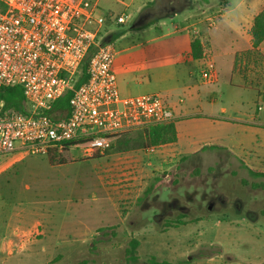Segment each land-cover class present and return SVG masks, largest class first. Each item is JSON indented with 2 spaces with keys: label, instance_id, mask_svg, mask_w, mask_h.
<instances>
[{
  "label": "rangeland",
  "instance_id": "obj_1",
  "mask_svg": "<svg viewBox=\"0 0 264 264\" xmlns=\"http://www.w3.org/2000/svg\"><path fill=\"white\" fill-rule=\"evenodd\" d=\"M150 2L100 0L96 10L97 15L113 12L129 17L125 24L114 20L109 22L103 33V38L108 36L107 32L126 34L122 39H119L121 36L110 39L119 50L114 73L123 98L163 93L161 88L167 86V82H161L163 66L176 61L171 45L173 25L176 24L186 35L187 31L181 29L183 19L205 7L201 0H196L194 8H184L186 0H171L172 5L168 2L154 8L150 22L154 20L155 26L138 34L137 28L148 18L146 6ZM173 8L179 10L177 15L174 19L167 18ZM156 35L164 37L128 50L131 44ZM222 47L216 61L213 62L210 55L206 61L220 73L224 106L234 112L242 109L244 104L242 110L250 115H255L261 106L259 113L264 122V79L251 81L254 83L252 89L230 90L227 86L231 58L228 61L222 56L228 50L227 45ZM262 63V56H254L251 69L262 71ZM204 67L205 64L201 69ZM198 78L201 81V75ZM140 80H144V85L139 84ZM232 80L242 79L234 77ZM179 126L185 144L218 143L229 148V157L202 175L195 169H187L184 175L178 174L181 177L178 183L174 181L175 176L170 177L168 182L150 190L151 193L146 192L150 184L146 189V182L141 187L136 185L135 196L141 191V200L118 204V210L117 200L105 194L98 176L99 162L107 151L104 155L86 158L79 149L69 150L64 155L66 162L63 164H52L48 155L28 156L0 176V241L16 232L26 234L23 241L11 247H0V264H144L152 256L161 261H172L175 257H161L158 250L167 246L176 250L184 230L172 226L167 227L168 231H161L160 219L163 224L178 219L185 222L184 227L191 230L192 242L204 234L206 241H212L215 248L233 259L232 264H264V177L253 176L244 166L237 165V161L245 160L252 167L264 168V129L243 131L220 124L214 133L204 137L192 129L182 130V127H188V123ZM143 140L142 129L122 133L108 153L141 150L143 148L137 144ZM209 160L219 161L215 157ZM99 175L103 176L102 169ZM102 181L110 186L105 178ZM253 184L260 187H253ZM125 208H129L130 214L124 222ZM200 216H204L203 219ZM203 227H206L205 233L201 232ZM140 236L145 237L150 247L141 241L143 248L137 250L138 261L128 262L126 250L130 241Z\"/></svg>",
  "mask_w": 264,
  "mask_h": 264
},
{
  "label": "built area",
  "instance_id": "obj_2",
  "mask_svg": "<svg viewBox=\"0 0 264 264\" xmlns=\"http://www.w3.org/2000/svg\"><path fill=\"white\" fill-rule=\"evenodd\" d=\"M99 1L0 0V91L19 86L25 98L23 110L16 111L5 110L0 97V156H44L57 147L92 158L104 155L122 133L175 120L160 93L120 96L116 48L101 39L108 22L125 24L129 17L97 15ZM222 13L210 7L187 26L199 20L213 26ZM199 34L195 29L194 39ZM86 62L88 79L75 87ZM200 75L207 84L219 78L207 61ZM68 92L69 111L56 110L55 102ZM158 147L146 151L153 154Z\"/></svg>",
  "mask_w": 264,
  "mask_h": 264
},
{
  "label": "crops",
  "instance_id": "obj_3",
  "mask_svg": "<svg viewBox=\"0 0 264 264\" xmlns=\"http://www.w3.org/2000/svg\"><path fill=\"white\" fill-rule=\"evenodd\" d=\"M170 1L171 0H151L149 4L151 7H149V5L146 6L148 8V18L145 22H142L143 24H140L141 26L137 28L136 33L143 34L147 32V29L151 30L156 23L154 20L150 22L154 17H152V15H154V8L162 6V4L166 5V3ZM186 1L187 4L184 8H194V6L197 5L196 0ZM202 3L205 7L201 9V11H195L183 19L184 26H182L181 29L187 31L186 35L182 34V31L179 30L176 24L173 25L174 31L172 33L173 38L171 45L173 46L172 53H174L176 61L167 62L165 66H163L164 71L161 74V82H167V86L161 88V91L165 94L159 93L165 96L167 103L174 110L178 140L175 143L160 145L158 150L152 155L146 151V148L125 152L120 150L119 152L108 153V151L114 147L113 144L112 148L107 150L106 156L99 162L101 163L98 166L99 180L104 186L105 194L117 200L118 203H116V208L118 204L124 205L129 201L133 203L135 199L138 200L140 198L141 191L135 196L137 193V191L134 190L136 185L141 187L142 184L146 182V189L150 184L146 192L149 190V193H151L150 190L152 191L153 188L159 184L168 182L170 177L175 176L174 181L177 182L178 179L181 178L178 174L184 175L187 169L191 171L195 169L197 170L196 173L199 172L200 175H202L204 171L207 172L208 169L216 167L218 163L222 164L224 161L223 159L229 157L227 154L229 148L218 143L196 145L191 142L189 144L182 142L179 126L181 123H188V127H182V130L188 131L192 129L204 137L214 133L217 130V126L220 124L235 126L237 129L243 131L264 129V122L261 120L259 113L261 106H258L255 115H250L245 110H242L244 109V104L241 105L242 109L240 107L235 109L234 112L228 111L224 106L220 73L218 81L214 84H207L203 82L201 78V81L198 78V75L201 74V67L205 64L208 55H210V59L213 62L216 61V55H219V48L223 45H227L228 50L224 52L222 56H225L228 61L229 57L231 58L229 69L230 80L227 86L230 90L242 91L244 89H252L254 88V83L251 81L255 82L261 77L264 79V63H262L263 68L260 72L259 69L253 71L251 68H253L254 65L252 67L250 64L254 56L259 55L264 58V42H262L257 49H254L251 35L254 18L264 10V0H217L216 2L207 0L205 2L202 1ZM169 4L172 5L173 3L170 2ZM216 6L223 8V13L216 18V22L213 26H209L207 21L204 20H199L197 26L193 28L187 26L188 22L191 24L194 21L193 19L198 17L203 11ZM178 11L179 10H174L173 8L166 17L174 19ZM195 29L200 33V42L203 46L204 56L201 59H194L191 56V44L196 37L194 35ZM125 37L126 34H123L119 39ZM161 37H164V35L145 38V40H141L137 44L128 46V50L138 49L148 42L160 40L159 38ZM206 49L209 50V54ZM118 54L119 50L116 49L113 70ZM253 62L255 63L254 60ZM234 77H239L242 80L234 82L232 80ZM148 83H151V79H149ZM139 84L144 85V80H140ZM233 94L235 93H232V95ZM258 96H260V91H258ZM229 100L232 102V99ZM242 101L244 100L242 99ZM27 157L28 156L21 153L0 156V176L15 168ZM214 157L218 158L219 161L209 160V158L212 159ZM238 164L239 166H244L247 171L248 168H251L264 172V168L252 167L247 164L245 160L237 161V165ZM100 169L103 170V176L99 175ZM102 178H105L110 186H106ZM125 188H129V190L127 191ZM128 211L129 208H125V214L122 216L124 222L127 221L130 214ZM159 214L162 215L163 213ZM204 216L200 217L203 219ZM160 221L159 229L161 231H168L165 224H163V220L160 219ZM184 224L185 222L175 227L176 229L182 228L181 230H184V234L178 242V244H180L179 247L176 250L168 246L167 248L159 249L158 251L161 257H175L171 261L175 263H233V259L231 257H226L221 249L215 248L212 241H206V236L204 234L199 238L196 237L192 242L190 236L191 230L189 228L186 229ZM205 228H202L203 231H201V229L198 231L205 233ZM24 236H26V234L21 235L19 232H16L12 237H4L0 241V247H11L16 242L23 241L25 238ZM134 239L139 242L138 248L140 249L143 248V245L140 244L141 241H143V243L147 242L143 236L134 237ZM147 245H149V242H147ZM196 261H198V263Z\"/></svg>",
  "mask_w": 264,
  "mask_h": 264
},
{
  "label": "trees",
  "instance_id": "obj_4",
  "mask_svg": "<svg viewBox=\"0 0 264 264\" xmlns=\"http://www.w3.org/2000/svg\"><path fill=\"white\" fill-rule=\"evenodd\" d=\"M201 1H207V0H201ZM109 24V22H108ZM152 24V23H151ZM110 25V24H109ZM107 30V26L105 27V31ZM103 35V34H102ZM106 38L101 39L102 42H112L113 39L118 38L119 36H122L123 34H114L109 33ZM251 35H252V45L254 49H257L262 42H264V10H262L253 21V26L251 28ZM112 39V40H110ZM191 56L194 59H201L204 56V51L201 45V42L199 39H194L191 44ZM87 62L83 64L82 66V74L80 79L77 81L75 87H79L81 84H83L88 79L87 74ZM72 93L68 92L64 97L59 99L57 102H55V109L56 110H64L69 111L70 105L69 100L71 98ZM0 97L5 102V110L13 109V110H23V103H24V95L22 92L21 87L19 86H9V87H3L0 91ZM143 130L144 134V140L140 143H138V147L140 148H147L149 146H160L170 143H175L178 140V134L176 129L175 120L171 121L169 123L164 124H158V125H152L149 126ZM124 143H127V140L124 141ZM69 151L68 148L59 150L57 147L51 148L48 157L52 164L60 163L63 164L66 162L65 153ZM248 171L251 175L256 177H264V172L258 171L257 169H251L248 168ZM245 184V182H244ZM253 187H260L259 184H253ZM149 193V190L148 192ZM182 221L180 219L176 221H170L168 224H165V227H172L177 226L178 224H181ZM138 247L139 242L135 239L130 241V247L126 250L127 254V261L128 262H137L138 261ZM144 264H189V263H175L171 261H161L158 260L156 257L152 256L149 257L148 260Z\"/></svg>",
  "mask_w": 264,
  "mask_h": 264
}]
</instances>
